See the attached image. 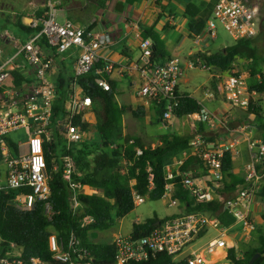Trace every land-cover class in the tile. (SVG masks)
Here are the masks:
<instances>
[{
	"label": "built area",
	"instance_id": "1",
	"mask_svg": "<svg viewBox=\"0 0 264 264\" xmlns=\"http://www.w3.org/2000/svg\"><path fill=\"white\" fill-rule=\"evenodd\" d=\"M257 15L256 6L249 0H214L204 33L196 36L194 41L199 44L203 39L215 40L218 27L233 41L252 39L259 30ZM29 27L39 30L32 33L15 54L0 63V165L6 169V182L4 186H0V191L16 192L9 204L19 211H31L36 203H43L44 212L50 220L54 213L49 202V181L52 173L57 172L59 168L68 189V200L73 215L80 212L79 195L96 193L94 189L74 180L79 174L69 152L73 145L89 136V129L93 125L88 119V114L93 113L92 100L84 93L79 79L95 69V85L104 91H110L106 77L114 71V66L111 62L101 59L100 51L112 45L113 37L108 32L87 36L86 31L73 21L59 22L52 0L47 1L42 17L30 23ZM136 37L143 64L141 70L144 73L149 72V76L136 88L135 93L148 103L162 105L163 119L170 121L173 119L172 113L178 100L181 62L178 58H173L153 67L150 63L153 46L151 39L142 38L140 33ZM72 48H77L79 52L65 89L62 112L60 117L53 119L58 81L53 72L56 70L57 60L62 59ZM99 64L100 67L96 68ZM188 66L209 72L226 102L233 109L247 111L257 95L249 87L248 75L234 70L225 74L214 73L210 68L196 65L194 62H189ZM137 69L134 65L130 71ZM14 74L20 76L19 84L15 83ZM7 81H12V84L6 85ZM191 117L197 123L206 124L212 119V114L206 109H201L200 113ZM84 124L89 125L88 129H83ZM247 128L248 126H243V129ZM19 130H27L29 138L16 145V152H11L5 138ZM57 138L62 143L55 152L51 146ZM237 145L238 140L209 142L200 136L191 138L189 148L166 167L167 184L162 199H167L170 206L178 205V201L173 198L172 181L180 176L183 189L195 203L206 204L216 198L221 201L223 198L216 194V189L223 179L222 162L226 153L230 154L232 161L237 158ZM61 146L64 150H61ZM248 150L250 162L244 171L246 188L239 192L235 200L222 201L223 208L235 218L231 226L238 224L249 233L254 230V224L247 218L240 204H248L262 191L263 175L257 171L256 163L264 158V142L249 140ZM46 154L52 156L51 170L47 168ZM136 154L140 155L141 150L138 149ZM189 157L201 160L204 177L195 178L191 172H179V168ZM152 178L150 175L149 188L153 186ZM145 198L132 190L134 206L142 204ZM81 222L83 225H89L94 220L85 216ZM231 226L223 227L214 216L192 212L156 223L154 229L146 236L132 237L130 234L122 235L118 232L113 235L115 253L112 264H139L158 253H165L174 259L183 255L187 264H222L227 258L226 233ZM208 230H213L217 235L204 247L190 250L186 254V249L194 245L201 233ZM48 246L54 263L99 264L94 262L90 251L82 246L80 238L73 230L66 240L51 234ZM15 251V245L11 243L8 250L0 254V264H47L35 257L19 258L13 254Z\"/></svg>",
	"mask_w": 264,
	"mask_h": 264
},
{
	"label": "trees",
	"instance_id": "2",
	"mask_svg": "<svg viewBox=\"0 0 264 264\" xmlns=\"http://www.w3.org/2000/svg\"><path fill=\"white\" fill-rule=\"evenodd\" d=\"M130 3V2H128ZM214 0L202 2L198 6L189 5L186 8L185 16L190 18L188 23V33L194 39L202 35L209 20ZM45 10L42 11V14ZM40 15V13H38ZM39 17V16H38ZM40 18V17H39ZM21 26V25H20ZM22 29L31 33L39 29H31L21 26ZM142 38L151 39L153 46L150 63L157 66L170 60L167 52L157 33L152 29L141 32ZM246 60L248 62L249 87L257 93L264 92V75L258 73V51L252 39L233 41L231 45L224 47L216 53H204L199 55L195 61L197 65H204L210 68L211 72L230 73L236 60ZM100 67V64L96 68ZM257 68V69H256ZM71 73L63 72L57 81V98L54 106L53 119L60 117L64 105V96L67 83ZM259 76L260 79H257ZM95 69L89 74L79 79V84L86 95L92 100V112L95 118V136L86 138L78 144L72 146L69 154L75 161L76 170L79 177H74L75 181L84 186L94 189L97 193L92 195L81 194L78 200L81 204L79 214L73 215L70 210L68 200V189L61 176V169L52 173L49 181L50 197L53 216L50 220L44 212L43 203H36L31 211H19L12 207L9 202L16 192L0 191V254L5 253L9 245H15L17 253L15 256L22 259L32 257L38 258L47 264L54 263L49 251L48 239L51 234H56L59 238L66 240L73 230L82 243L88 249L95 263L112 264L114 260L113 244L91 243L89 234L95 231H105L112 228L115 223L135 208L132 199V190L151 201L162 199L166 180V167L177 158L183 151L189 148V142L194 136L206 138L204 124H199V130L193 135H177L168 133L158 136L159 144L152 147L146 145L140 137L134 133L127 134L125 116L129 113L132 119L138 120L141 115L139 111L119 106L115 97V84L108 80L110 91L98 88L94 79ZM256 78L258 81L251 85L250 80ZM15 83H20V76L14 74ZM216 81L211 79L213 91L217 93ZM178 94V92H177ZM153 108L156 123L166 122L163 119V106L150 103ZM201 111L200 103L187 95H179L172 118L183 119L198 114ZM246 116L255 118V122L262 124L263 118L260 108L251 101L247 111L239 110ZM53 122V121H52ZM89 125L84 124L83 129H88ZM128 129V127H127ZM129 130V129H128ZM199 134V135H198ZM11 152H16V145L8 137L5 138ZM62 143L57 138L51 149L58 151V146ZM115 146V148H110ZM141 150L137 155L136 151ZM61 150L64 147L61 146ZM58 155V154H57ZM47 168L52 169V156L46 154ZM260 161V162H259ZM257 162L256 169H260V164H264V158ZM125 162V163H124ZM258 163H260L258 165ZM125 171V172H124ZM180 173H192L195 178L204 177L201 160L197 157H189L179 168ZM223 179L216 189V194L223 199L235 200L239 192L246 188L244 177L233 173V161L229 153H226L222 162ZM152 175V188L149 184V176ZM174 185L173 198L178 201V207L182 210L174 216L184 213L198 212L214 216L223 227H229L235 222L234 216L223 208V199L217 198L206 204H197L183 189L181 177L178 176L172 181ZM264 198L263 190L261 191ZM85 216L93 218L94 222L83 225L81 219ZM171 216V217H174ZM169 218V217H167ZM165 218V219H167ZM154 217L143 223H134L130 235L132 237H142L148 235L155 227L156 223L162 222ZM202 234V233H201ZM259 253L260 257L253 264H264V236H260L255 247L249 246L241 252L235 248H229L226 261L222 264H247L249 260ZM139 264H187L186 260H176L165 253H158L146 262Z\"/></svg>",
	"mask_w": 264,
	"mask_h": 264
},
{
	"label": "crops",
	"instance_id": "3",
	"mask_svg": "<svg viewBox=\"0 0 264 264\" xmlns=\"http://www.w3.org/2000/svg\"><path fill=\"white\" fill-rule=\"evenodd\" d=\"M47 1L0 0V63L15 54L31 36L32 33L25 31L21 26L30 28V23L36 21L39 17L41 18ZM52 1L55 3L58 21H73L86 31L87 36L100 32H108L112 35V45L100 51L101 59L111 62L114 66V71L106 79L115 84V99L118 105L130 108L135 112L139 111L141 118L138 120L143 119L150 125L149 130L151 132L146 133H151V135L154 134L153 136H155L151 144L152 147L159 144L158 136L163 134L158 131L162 128L171 129L170 133L177 135H193L197 132L195 127L199 126V124H204L195 122L192 117H188L186 122L180 119H172L167 121V123L161 122L158 124L150 103L135 93L136 88L141 86L149 76V72L144 73L141 70L143 64L136 35L140 33L141 36L142 31L150 29L157 33L163 42L168 58L180 59L182 75L177 87L178 94L187 95L197 100L201 109L208 110L212 114V118L225 119L221 127H219V124L207 125L204 130V133H206L205 139L209 142L238 140L236 147L238 156L233 160V173L241 178L244 177L245 167L250 162L248 141L264 142V92L260 93V98L257 99L256 103L263 118V123L259 124L255 122L254 117L246 116L239 110L231 108L221 93L218 84H216L217 93L211 90L212 86H209V82L212 78L209 72L199 68L191 69L188 66L190 61L196 64L195 59L199 55L210 53L208 51L210 43L208 40L203 39L199 44H196L194 39L190 38L188 33L190 18L185 16V11L189 5L198 6L200 3L208 2L209 0ZM255 6L257 7V5ZM16 28L19 32L13 30ZM256 36L253 38L255 44L259 42ZM78 52L77 48H72L62 59L57 60L53 76L59 79L63 72L71 73L72 65ZM134 65L138 69L130 71V68ZM247 68L248 62L239 59L234 62L232 70L249 76ZM258 78L259 76H257ZM10 84H12V81L6 82V85ZM122 95H125V97ZM88 119L94 125L95 118L93 113L88 114ZM247 121L253 124H248ZM156 126L159 128L156 129ZM187 126H190V129ZM243 126H248V128L243 129ZM92 132H94V129ZM146 133L143 132L141 134L146 135ZM257 171L263 175L264 181V164H260V169H257ZM5 173V167L0 165V186L5 185ZM163 201L170 206L167 199H163ZM174 207H177V213L182 212L178 206ZM240 207L247 218L254 224V230L248 233L238 224L228 229L226 233L228 249L232 247L237 252L246 250L249 246L255 247L259 237L264 236V198L261 192L255 195L248 204L241 203ZM209 232L214 231L208 230L202 233L194 245L188 249V253L190 250H195L196 248L193 247L204 237H207ZM214 237L215 235L212 237L208 236L197 248L204 247Z\"/></svg>",
	"mask_w": 264,
	"mask_h": 264
},
{
	"label": "rangeland",
	"instance_id": "4",
	"mask_svg": "<svg viewBox=\"0 0 264 264\" xmlns=\"http://www.w3.org/2000/svg\"><path fill=\"white\" fill-rule=\"evenodd\" d=\"M252 4L257 5V21L259 24V31L257 34V40L260 42L256 43V48L258 51V73L264 75V0H249ZM62 22V21H59ZM15 32H19V30L13 29ZM209 47L208 51L210 53H216L220 50H222L223 47H226L228 45H231L233 43V40L228 36V34L221 28L218 27L216 30V39L213 41H209ZM180 60V59H179ZM192 62V61H190ZM181 65V64H180ZM261 78V77H260ZM258 80L256 78H253L250 80V84L253 85ZM209 86H211V81L209 82ZM213 90V88H211ZM255 98H253L254 103H257V99L260 98V93L256 92ZM125 97V95H122ZM124 100V99H122ZM224 100V99H223ZM225 101V100H224ZM91 114V113H90ZM261 114V113H260ZM181 121H187L188 118L180 119ZM125 133L129 132L130 134L134 133L137 137H140L144 143L151 145L152 142L155 139L154 134L151 135V132L149 130V124L146 123L143 119L142 120H134L131 118V115L128 113L125 116ZM225 122V119L223 118H212L208 123L204 124L205 127L209 124H219V127L223 126V123ZM248 124H253L249 121H247ZM230 123V122H229ZM228 123V124H229ZM93 125H91L89 132V136L86 138L95 136V133L92 132L94 128H92ZM128 127V129H127ZM190 126H187L188 129ZM159 127L156 126V129ZM196 130H199V126L195 127ZM155 129V127H154ZM146 133V135H142L141 133ZM160 134H168L171 132V129H160L158 131ZM140 133V134H139ZM149 134V135H148ZM8 138L14 142L15 145L18 143H23L28 140L29 136L27 133V130H19L16 132H12L8 135ZM177 207L168 206V204L164 203L163 199L159 201H151L148 198L144 199V202L138 206H135L133 211H131L128 215H126L124 218H122L121 221H117L115 225L105 231H95L89 234V240L91 243H101V244H111L113 242V235L116 233H121L122 235H127L131 232L132 226L134 223H143L148 219H152L154 217L158 218L159 220L165 219L167 217L174 216L177 213ZM216 236L217 234L215 232H209L207 237ZM207 237H204L197 245H195L193 248H197L199 244L203 243ZM188 249H186V254H188ZM17 253L15 251L13 254ZM184 256H179L176 258V260L183 259Z\"/></svg>",
	"mask_w": 264,
	"mask_h": 264
},
{
	"label": "water",
	"instance_id": "5",
	"mask_svg": "<svg viewBox=\"0 0 264 264\" xmlns=\"http://www.w3.org/2000/svg\"><path fill=\"white\" fill-rule=\"evenodd\" d=\"M259 257H260V254H259V253L255 254V255L249 260V262H248L247 264H253V263H254Z\"/></svg>",
	"mask_w": 264,
	"mask_h": 264
}]
</instances>
